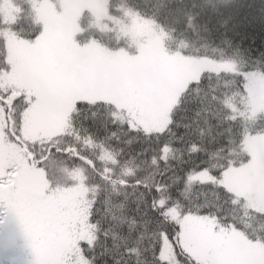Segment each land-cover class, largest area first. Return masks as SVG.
Returning <instances> with one entry per match:
<instances>
[{
  "label": "snow or ice",
  "instance_id": "1",
  "mask_svg": "<svg viewBox=\"0 0 264 264\" xmlns=\"http://www.w3.org/2000/svg\"><path fill=\"white\" fill-rule=\"evenodd\" d=\"M256 223L264 0H0V264H264Z\"/></svg>",
  "mask_w": 264,
  "mask_h": 264
},
{
  "label": "trees",
  "instance_id": "2",
  "mask_svg": "<svg viewBox=\"0 0 264 264\" xmlns=\"http://www.w3.org/2000/svg\"><path fill=\"white\" fill-rule=\"evenodd\" d=\"M161 2L162 0H151V4L153 6H158ZM186 2H189L190 4L191 3L198 4L201 2V0H186ZM225 2H227V0H225ZM189 12L194 14L196 12V9L191 7L185 9V13H189ZM185 21H187V16H185ZM173 27L174 26L172 24H168L166 28L160 29V30H164V32H161V34L163 35L166 32H170L175 40L185 43V45L188 46L190 51L196 49H199L200 51H210V49L204 48L206 41L197 39V37L192 34L193 30L176 27L175 30L173 31ZM195 31L202 32L203 31L202 26L198 24L195 28ZM256 227L258 230L264 231V225H261L260 223H256Z\"/></svg>",
  "mask_w": 264,
  "mask_h": 264
},
{
  "label": "rangeland",
  "instance_id": "3",
  "mask_svg": "<svg viewBox=\"0 0 264 264\" xmlns=\"http://www.w3.org/2000/svg\"><path fill=\"white\" fill-rule=\"evenodd\" d=\"M159 31L164 32V30L160 29ZM160 40L165 46L169 47L170 49H179L182 45H185V43L175 40L170 32H166L163 35L161 34Z\"/></svg>",
  "mask_w": 264,
  "mask_h": 264
}]
</instances>
